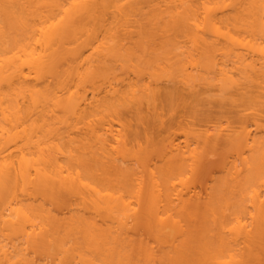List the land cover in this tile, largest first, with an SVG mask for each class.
Here are the masks:
<instances>
[{
    "label": "bare ground",
    "instance_id": "1",
    "mask_svg": "<svg viewBox=\"0 0 264 264\" xmlns=\"http://www.w3.org/2000/svg\"><path fill=\"white\" fill-rule=\"evenodd\" d=\"M128 258L264 264V0H0V264Z\"/></svg>",
    "mask_w": 264,
    "mask_h": 264
},
{
    "label": "rangeland",
    "instance_id": "2",
    "mask_svg": "<svg viewBox=\"0 0 264 264\" xmlns=\"http://www.w3.org/2000/svg\"><path fill=\"white\" fill-rule=\"evenodd\" d=\"M122 110H123V112H124V116H125L126 118H131V117H132V113H133V112L130 111V109H127L126 106H123ZM208 157H209V156H208ZM216 157L218 158V156H217L216 154H214V155H212V156L210 155L209 160L212 159V160L214 161V160H216ZM83 159L85 160V162L88 163V166H89V167H91V166H92V167H94V166H95V167H99V168L103 169V171L106 169V168H105L106 166L103 167L102 164H100V163H99V164H96V162H94V161L92 160V157H91L90 155H86V156H84ZM207 163H208V161H207ZM207 163H206V167H207V168L205 167L206 171H207V169H210L211 167H212V169L215 170V168H214L215 165L213 164V162H212V163L210 162V163L213 164L214 166H213V165L211 166V164H209V166H207V165H208ZM214 163H215V161H214ZM208 167H209V168H208ZM105 171H106V172H105ZM105 171H104V174H105V175H103V176H106V175L109 176V177L112 179V181H113L112 183H113V184L117 183V182H118L117 180H119V182H120V179H121V178H120L119 174L116 173V171H115V169H114L113 167H110L109 169L107 168V170H105ZM107 171H108V173H107ZM206 171L204 170L205 173L203 172V174H205V175H204L203 177L207 176L206 174H207L208 172L206 173ZM211 171L213 172V170H211ZM211 171H210V172H211ZM215 171H216V170H215ZM215 171H214L213 173H215V174H216V173H217V174L219 173V172H215ZM213 173H211V174L208 173V175H209V174H210V175L207 176L206 178H204V179H206L205 183L203 184V185H204V187H203L204 189H203V188H199V189L202 190L203 192H204V190H205V186H207V185H208L207 187H211V186H212V185L209 186V184H211V183H209V182H210L211 180H212V182H213V178H215V176L217 175V174L215 175V174H213ZM212 175H213V178H212ZM210 177H211L212 179L209 181L208 179H209ZM216 179H217V178H216ZM214 180H215V179H214ZM215 181H217V180H215ZM203 182H204V180H203V178H202V183H203ZM202 183H201V184H202ZM207 183H208V184H207ZM215 183H216V182H215ZM215 183L213 182V184L215 185L214 189L217 188V187H218L217 189H219V188H220V186H219L220 183L218 182L217 187H216V184H215ZM119 185H120V184H119ZM119 185L117 184L116 186L119 187ZM214 185H213V186H214ZM114 186H115V185H114ZM116 186H115V188L117 189ZM200 187H202V185H200ZM221 188H222V187H221ZM209 189H210V188H209ZM209 189H208L207 191H210ZM211 191H212V190H211ZM222 191H223V190H222ZM218 192H220V191H218V190H217V191H214V190H213V191L210 192V193L216 194V193H218ZM225 192H226V191H225ZM223 193H224V191H223ZM209 196H210V195L207 196V195L204 193V196H203V197H204V198H205V197L208 198ZM204 198H203V200H204ZM206 198H205V199H206ZM206 200H207V199H206ZM208 200H209V198H208ZM199 211H202V210L200 209ZM203 212H204V210H203ZM203 212H199L198 214L200 215V214L203 213ZM204 213H205V212H204ZM199 215H197V216H199ZM200 216L202 217V215H200ZM200 219H201V218H200ZM207 219H209V218H207V217L205 218V216H204V219H203V217H202L203 222H204V221H207V224H208V223H210L211 221L208 222ZM209 220H210V219H209ZM195 221L198 222V220H195ZM200 222H201V221H200ZM200 222H199V224H200ZM194 223L196 224V222H194ZM204 224H205V223H203V225H204ZM207 224H206V225H207ZM206 225H204V226L206 227ZM198 226H199V225H198ZM210 226H211V228H212V226H214V225H213V224H212V225H209V224H208L207 227H209V228H208V229H209V233H210V231H211V233H212V231H213V233H215V232H216V231L214 230L215 227L211 230ZM207 227H206V228H207ZM198 229H199V228H197V230H198ZM134 232H135V231H134ZM130 233L132 234V235H129V234H128L130 237L126 236V237H128L127 239H128V241H129V243H131V242L133 243L132 240H136L138 244H141V243H142L141 240L143 239L144 244L147 243V244L149 245V247L152 246L151 248H153V249L155 248L156 250H158V247H159V246H157V245H158V241L156 242V241H155L153 238H151L150 236L143 235V234L141 235L140 233H136V234H135V233H133V231H130ZM213 233H212V234H213ZM212 234H211V235H212ZM125 239H126V238H125ZM125 239H124V240H125ZM140 239H141V240H140ZM124 240H122V241H124ZM130 241H131V242H130ZM124 242H126V240H125ZM140 242H141V243H140ZM126 243H127V242H126ZM126 243H125V244H126ZM137 243L135 244V242H134V245H133V246L135 247V245H138ZM120 244H122V243H120ZM123 244H124V243H123ZM127 244H128V243H127ZM127 244H126V245H127ZM159 244H161V243H159ZM148 245H146V246H148ZM121 246H122V245H121ZM128 246L130 247L129 244H128L127 246H125V247L123 246L124 249H122V250H123V251L126 250L125 248L128 247ZM160 246L163 247V244L160 245ZM134 247H133V249H134ZM161 247H160V252L155 250L156 252H158V253H156V255H158L157 257L160 258V260L157 259V261H156L157 263H156V264H159V263L161 264V262L158 263V260H159V261H162V260L164 261L165 257H167V253H170V251H169V252L167 251V252H166V256L163 255V254H165V252H164V251H166L165 249H166V248L168 249V246L165 244V249L163 248L164 250L162 251V253H161ZM119 248H121V247L119 246L118 249H119ZM131 248H132V247H131ZM135 248H136V247H135ZM128 249H129V248H127V250H128ZM119 250H120V249H119ZM122 250H120V251H122ZM127 250H126V251H127ZM129 250H130V249H129ZM129 250H128V251H129ZM132 251H133V250H132ZM130 252H131V250H130ZM130 252H128V253H129V256H130V255H133V254H130ZM163 252H164V253H163ZM121 253H122V252H121ZM123 253H124L125 255H128V254H126V252H123ZM123 253H122V254H123ZM160 253H161V254H160ZM122 254H121V257H120V258H122V257L124 258V257H125V255L123 256ZM168 255H169V254H168ZM164 256H165V257H164ZM131 257H132V256H131ZM129 258H130V257H129ZM129 258H128V259H125V262H129V261L132 262V261H131L132 259H133V262L135 261V260H134L135 257L132 258L131 260H129ZM109 259H110V258H109ZM98 260H99V259H98ZM104 260H105V259H102L101 262H103ZM107 260H108V259H107ZM107 260H106V261H107ZM116 260H117V259H116ZM106 261H105V262H106ZM111 261H112V260H111ZM118 261H121V260L119 259ZM118 261H116V262L118 263ZM123 261H124V259H123ZM136 261H138V259H136ZM136 261H135V262H136ZM163 261H162V262H163ZM166 261H167V259H166ZM99 262H100V261H99ZM109 262H110V261H109ZM116 262H114V263L117 264ZM130 262H129V264H130ZM142 262H143V261H142ZM142 262H141L140 264H142ZM103 263H104V262H103ZM103 263H101V264H103ZM111 263H112V262H111ZM111 263H110V264H111ZM167 263H168V262H167ZM167 263H165V264H167ZM105 264H106V263H105ZM107 264H108V261H107ZM118 264H125V263H124V262H120V263H118ZM127 264H128V263H127ZM138 264H139V262H138ZM143 264H146V263H143ZM163 264H164V263H163ZM168 264H169V263H168Z\"/></svg>",
    "mask_w": 264,
    "mask_h": 264
}]
</instances>
